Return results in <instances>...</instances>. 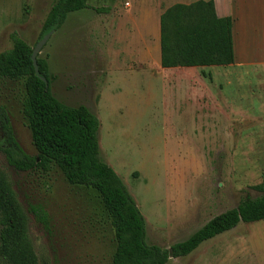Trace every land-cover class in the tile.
Returning a JSON list of instances; mask_svg holds the SVG:
<instances>
[{"label":"rangeland","instance_id":"1","mask_svg":"<svg viewBox=\"0 0 264 264\" xmlns=\"http://www.w3.org/2000/svg\"><path fill=\"white\" fill-rule=\"evenodd\" d=\"M55 1L0 0V51L12 48L13 33L36 47ZM194 1L90 0L91 8L70 13L38 53L55 76L54 96L98 116L101 159L145 216L148 243L167 249L245 197L259 196L253 186L264 178V105L250 96L259 87L249 85L234 98L224 71L215 79L206 75L212 91L198 92L190 82L170 89L163 81L160 45L155 59L160 15ZM105 7L110 10H95ZM251 13L264 17V6ZM145 43L150 68L139 69L136 46ZM25 93V78H0V106L22 148L36 155L23 113ZM194 94L202 96L200 106ZM0 171L27 214L39 264H113L114 229L96 190L69 183L56 165L48 172L17 171L1 149ZM31 205L48 211L49 230ZM167 264H264V221L240 223Z\"/></svg>","mask_w":264,"mask_h":264},{"label":"trees","instance_id":"2","mask_svg":"<svg viewBox=\"0 0 264 264\" xmlns=\"http://www.w3.org/2000/svg\"><path fill=\"white\" fill-rule=\"evenodd\" d=\"M116 1V0H112ZM90 0H56L43 22L38 42L60 30L70 13L90 9ZM97 12L109 7L95 8ZM234 19L217 14L214 0L175 3L160 15L161 66H227L235 62ZM12 48L0 51V78H25L23 113L32 135L36 155L18 142L8 113L0 106V149L17 171L48 172L56 165L73 185L96 190L114 229L113 264H167L170 253L184 257L201 244L240 223L264 221V178L254 189L257 197H245L236 207L212 217L187 239L170 248L150 244L147 222L128 187L117 172L100 157V120L86 105L69 106L53 94L49 63L18 33L11 35ZM37 42V43H38ZM36 43V44H37ZM47 79L48 84L39 76ZM36 221L47 230L51 219L40 205H31ZM0 259L6 264H39L28 234V217L7 175L0 171Z\"/></svg>","mask_w":264,"mask_h":264},{"label":"crops","instance_id":"3","mask_svg":"<svg viewBox=\"0 0 264 264\" xmlns=\"http://www.w3.org/2000/svg\"><path fill=\"white\" fill-rule=\"evenodd\" d=\"M217 14L221 17L231 16L234 19L233 37L235 48V62L227 66H202V67H171L163 68L161 66V57L158 59V45H160V36L156 46V60L160 61L161 69H165L163 81L170 89L177 87L178 83L190 82L198 92L205 89L211 90V86L206 81V75L213 79L221 75L224 71L226 75L227 86L233 89L234 98H240L239 90L246 92L249 85H256L258 94H251V99L260 100L264 105V17L261 14L254 16L251 9L264 6V0H214ZM91 5V4H90ZM251 14L252 16H249ZM160 29V27H159ZM160 32V31H159ZM251 42V43H250ZM148 44L136 46L140 49L139 69L150 68V58L144 55ZM144 55V57L142 56ZM251 56L252 59H251ZM252 85V86H253ZM254 87V86H253ZM252 88L251 90H255ZM212 91V90H211ZM210 92V91H209ZM212 96V93H211ZM249 96V97H250ZM194 99L201 105L202 96L193 95ZM246 97V94L243 95ZM255 104V102H254ZM199 112V111H198ZM197 112V114H198ZM204 117V114H199ZM207 117L214 119L211 113Z\"/></svg>","mask_w":264,"mask_h":264},{"label":"water","instance_id":"4","mask_svg":"<svg viewBox=\"0 0 264 264\" xmlns=\"http://www.w3.org/2000/svg\"><path fill=\"white\" fill-rule=\"evenodd\" d=\"M54 34V31L49 32L46 34L37 44L36 47L33 49L32 59L36 68V72L38 73V64H37V56L40 51V49L43 47V45L51 38V36ZM44 82L48 84V81L45 77L39 75ZM173 257L172 252L170 253V258Z\"/></svg>","mask_w":264,"mask_h":264},{"label":"flooded vegetation","instance_id":"5","mask_svg":"<svg viewBox=\"0 0 264 264\" xmlns=\"http://www.w3.org/2000/svg\"><path fill=\"white\" fill-rule=\"evenodd\" d=\"M3 137V133H2V130L0 128V139Z\"/></svg>","mask_w":264,"mask_h":264}]
</instances>
